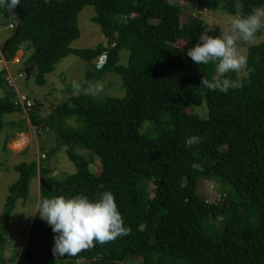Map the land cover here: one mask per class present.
Here are the masks:
<instances>
[{
	"label": "trees",
	"instance_id": "trees-1",
	"mask_svg": "<svg viewBox=\"0 0 264 264\" xmlns=\"http://www.w3.org/2000/svg\"><path fill=\"white\" fill-rule=\"evenodd\" d=\"M170 1L20 0L14 9L17 36L14 31L3 50L6 59L21 47L31 51L25 64L35 73L36 86H45V76L56 64L74 55L91 66L80 82L85 87L115 74L124 91L121 97L73 96L69 85L46 117L35 107L30 111L37 134L51 132L55 139L44 159L66 147L75 172L63 179L47 176L54 170L43 158L17 164L18 180L9 186L0 215V246L12 209L28 198L29 185L38 177L47 185L39 187L41 200L83 194L95 201L111 191L129 234L97 243L76 257L56 259L52 248L57 234L34 220L21 252L28 264H126L134 258L141 264H264V41L247 49V68L254 71L246 69L239 76L241 89L211 91L201 80L214 77L215 65L198 66L186 56L199 36L210 31L197 20L181 24L183 10ZM178 1L198 11L219 9L230 15L237 2ZM239 2L243 15L264 7V0ZM85 6L94 8L91 21L106 46L70 47L80 36L77 18ZM9 13L0 8V17ZM103 54L106 60L98 69L95 62ZM227 76L237 78L235 73ZM0 88L1 132L2 117L20 111L1 74ZM199 107L204 116L188 112ZM72 118L76 126L66 123ZM7 126L21 131L26 123L11 120ZM191 136L202 142L187 147L185 138ZM95 160L101 166L98 174L91 171ZM194 163L203 170H194ZM200 181L225 189L223 197L209 203L198 191ZM214 220L219 228L210 224ZM4 262L0 253V264Z\"/></svg>",
	"mask_w": 264,
	"mask_h": 264
},
{
	"label": "rangeland",
	"instance_id": "rangeland-1",
	"mask_svg": "<svg viewBox=\"0 0 264 264\" xmlns=\"http://www.w3.org/2000/svg\"><path fill=\"white\" fill-rule=\"evenodd\" d=\"M170 2H174L182 8L183 11L180 15L181 24L190 20H197L208 27V31H210V35L212 36H219L222 29L228 26L230 17L233 16L219 9L202 10L199 12L194 6L186 2L178 0ZM94 15L95 11L92 6H85L78 14L77 24L80 30V36L71 43V48L94 49L99 44L106 46V40L99 26L91 21ZM16 18L17 15L13 11L10 12L7 17H0V44H2L7 35L11 33L8 29L4 30L6 25L8 23L14 24ZM263 41L264 28L256 35L254 43L240 44V47L244 49L243 54L246 56L248 47ZM183 43L184 42H180V45H183ZM30 52V50H25V54L22 58L23 61L27 59ZM16 55L17 57H22L20 52H17ZM120 55L121 59H123L124 53ZM89 71H91V66L88 63L82 61L77 56L68 55L56 64L52 73L45 76V86H36V76L35 73H33L30 74L31 76L28 80H20L18 82V87L41 107L38 114L42 117H46L47 114H50L64 99L62 90L65 89L66 86L72 85L74 81L78 83L84 81ZM235 74L237 75V73ZM214 76H216V73H214ZM239 76H245V71L241 72ZM99 85L102 87V91L95 94L90 92L89 94L97 98L105 96L121 97L124 94L121 78L115 74L105 75L101 82H99ZM3 94L4 92L0 88V98ZM203 109L202 107L191 108L188 109V112L204 116L205 111ZM2 120L4 122V127L0 132V215L4 209L9 186L18 180V174L13 168L21 162L29 163L33 160L37 161L40 154H45L55 146V139L51 132H44L39 136L37 132H35L39 127L34 129V126L30 125L28 119L24 118L21 113L14 112L9 115H4ZM11 120L15 124L22 120L25 121V130L20 131L15 126L9 128L7 123ZM17 137L22 138L19 144H17ZM3 145L6 149H3ZM65 151L66 147H62L56 154L44 160L45 164L54 170L53 173L51 172L47 176H55L57 179H63L75 172V166L69 161ZM76 152L81 156H87L88 153L83 150H78ZM100 169L101 166L99 161L95 160L93 167H91V171L98 174ZM39 182V179L31 181L28 198L24 201L18 200L16 202L11 211L10 218L7 221V225L4 231H2L6 241L0 246V253H2L5 264H28L27 261L21 258V252L26 246L29 228L34 220L47 223L41 219L38 212V204L44 200L40 198ZM198 191L201 193V196L212 204L218 202L223 197L221 194L225 192V189L216 183L212 185L211 183L200 181L198 183ZM210 224H212L214 228L220 227L219 220H214ZM62 262H64V260H62ZM126 264H141V260L137 258L130 259Z\"/></svg>",
	"mask_w": 264,
	"mask_h": 264
},
{
	"label": "clouds",
	"instance_id": "clouds-1",
	"mask_svg": "<svg viewBox=\"0 0 264 264\" xmlns=\"http://www.w3.org/2000/svg\"><path fill=\"white\" fill-rule=\"evenodd\" d=\"M19 5L20 0H0V8H4L9 12L14 11ZM234 8L235 14L230 17L228 26L222 29L219 36L201 34L198 42L193 47L188 48L186 52V56L190 57L198 66L215 65L216 76L209 79L204 75L201 80V86L211 91L218 90L222 93H227L230 89H241L243 87V80L239 78V74L246 69L247 71H254L247 68V57L243 54L244 49L240 47V44H252L255 42L257 33L264 28V7H254L250 13L243 15V5L237 0ZM6 29L10 30L11 33L0 44V50L4 54L5 59L3 46L7 44L9 37L14 31L18 30V26L14 28L13 23H8L4 30ZM16 33L15 31L14 35ZM17 52H20L22 57H17ZM17 52L11 59L6 60L19 59V63L13 65L12 68L15 71L17 70V72L24 73V77L20 79L21 81L28 80L31 76L30 74H33V72L31 67L26 66V60L23 61L22 59L25 50L21 47ZM105 60V54L98 57L95 62L96 67L98 68V65L102 67ZM25 70H30L28 79L26 78ZM229 73H237V78H228L227 74ZM1 76L3 75L1 74ZM20 80L17 81V87ZM5 87L8 88L6 84ZM99 91H102L99 82L94 85L89 84L88 87L75 81L72 83L73 96L89 94L90 92L95 94ZM21 93L27 95L22 91ZM27 97L34 103L32 109L35 107L41 110V107L29 95ZM16 109L19 110V108ZM19 111L29 122L30 111L27 115H24L21 110ZM66 123L76 126L75 118L66 121ZM35 132H38V130H35ZM16 140L17 144H19L22 138L17 137ZM201 142V138L198 136L186 137L184 141L185 145L189 148ZM38 157L39 159H44L45 155L40 154ZM192 168L198 171L203 170L200 164L195 163L192 165ZM37 179L39 181L42 180L39 177ZM39 187H41L40 182ZM38 212L41 219L46 221L52 228V231L57 234L54 237L55 243L52 248L53 256L56 259L65 256L76 257L82 251L95 247L97 243L104 245L116 240L118 237L128 235L130 231L124 225L115 196L111 191H104L100 194L99 199L95 201L90 200L83 194L71 198L59 196L52 199H44L38 204Z\"/></svg>",
	"mask_w": 264,
	"mask_h": 264
},
{
	"label": "built area",
	"instance_id": "built-area-1",
	"mask_svg": "<svg viewBox=\"0 0 264 264\" xmlns=\"http://www.w3.org/2000/svg\"><path fill=\"white\" fill-rule=\"evenodd\" d=\"M19 61L17 58L7 61L0 50V73L3 75L6 86L15 93V107L19 108L24 115H27L32 110L34 103L27 95L21 93L17 87V81L24 77V73L13 70L12 66L18 64Z\"/></svg>",
	"mask_w": 264,
	"mask_h": 264
},
{
	"label": "water",
	"instance_id": "water-1",
	"mask_svg": "<svg viewBox=\"0 0 264 264\" xmlns=\"http://www.w3.org/2000/svg\"><path fill=\"white\" fill-rule=\"evenodd\" d=\"M14 36H17V33H16ZM100 67H101V66L98 65V68H100ZM25 74H26V78L28 79L29 74H30V70H25ZM40 185H41L43 188H46V187H47L46 183H45L43 180H40Z\"/></svg>",
	"mask_w": 264,
	"mask_h": 264
}]
</instances>
